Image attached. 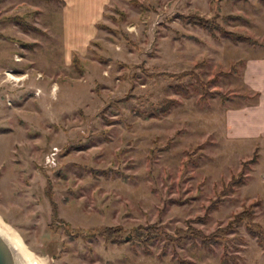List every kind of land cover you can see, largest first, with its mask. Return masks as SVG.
<instances>
[{"label":"rangeland","instance_id":"rangeland-1","mask_svg":"<svg viewBox=\"0 0 264 264\" xmlns=\"http://www.w3.org/2000/svg\"><path fill=\"white\" fill-rule=\"evenodd\" d=\"M88 1L78 30L65 0H0V220L46 264H264L250 221L217 232L246 210L264 229V139L225 126L254 99L242 72L264 0H109L91 26ZM192 14L257 43L216 39ZM117 228L119 243L102 234Z\"/></svg>","mask_w":264,"mask_h":264},{"label":"crops","instance_id":"crops-1","mask_svg":"<svg viewBox=\"0 0 264 264\" xmlns=\"http://www.w3.org/2000/svg\"><path fill=\"white\" fill-rule=\"evenodd\" d=\"M65 1L68 5L74 4V7H76V10L73 9V12H75L74 14L78 18L76 27L80 30L81 23L84 19H82V16L84 11L88 10V7L91 5L90 1ZM108 1L109 0H98L95 5L97 15L89 19V26L101 15L103 6L107 4ZM85 2L90 3V5L81 7L82 3ZM262 25L264 27V22ZM86 43L87 37L82 39L77 37L75 40H69L67 38L66 40V46L70 49H79L84 47ZM242 83L249 97L254 99L250 100V103L240 107H230L227 109L225 114L226 134L230 136L229 140H240L246 144L253 145L255 142L258 143L260 140L264 139V43L259 44L255 56L250 57L245 62L242 72ZM257 148H259L261 152L263 151L260 146Z\"/></svg>","mask_w":264,"mask_h":264},{"label":"trees","instance_id":"trees-1","mask_svg":"<svg viewBox=\"0 0 264 264\" xmlns=\"http://www.w3.org/2000/svg\"><path fill=\"white\" fill-rule=\"evenodd\" d=\"M181 18L188 19V21L192 25L194 24V25H197V26H200V27H203V28L209 30L211 32V35L216 39L221 34V36L226 37V38H230L235 43H238V42H246V43H250V44H256L257 43V41H255L251 38L245 37V36H243L241 34H237L235 32L227 31L226 29L221 27L219 24H217L214 20L207 19L204 17H200L196 14H192V15H188V16L183 15ZM14 19L20 25L24 26V24L22 23V21H23L22 18L16 17ZM98 27H100V25H98ZM215 28H218V29L215 30ZM217 31L219 32V34L217 33ZM73 65H74L75 69H77L78 71H83L81 60L77 56H75L73 59ZM189 74H191V73L185 72L182 75L181 74L180 75H173L172 77L178 78V77H183V76L189 75ZM171 104L173 105V102H171ZM259 151H260L259 148H257L255 153H254L253 158L251 160H249V162L247 161V163L256 164L260 158ZM241 183H242V179H240V180L232 179L229 182L228 186H229V188H232L233 186L239 185ZM253 218H254L253 213H251L250 210H246L243 213L236 215L234 217V219L228 224L226 229H224V230L219 229V231H217V232L227 233V231L232 230V227L240 225L241 223H243L244 220L247 219L248 221H250L249 231H250L251 235L258 240L259 244L264 249V229L260 225L252 223ZM121 232H122L121 228H117L115 230L106 229L102 232V234L105 237H107L108 239H111L114 242L119 243V242L123 241V239L121 238ZM138 233H141L140 238L144 242L151 241V240L159 237L161 234L160 229L155 227V226L148 227V228H140L138 230ZM216 233L211 234L209 236H205L201 231H197L196 235H200L203 242L217 243V242H219V240H221V237L219 235H216ZM75 237H81V236H79V234H77V235H75ZM221 264H229V262L224 261Z\"/></svg>","mask_w":264,"mask_h":264},{"label":"bare ground","instance_id":"bare-ground-1","mask_svg":"<svg viewBox=\"0 0 264 264\" xmlns=\"http://www.w3.org/2000/svg\"><path fill=\"white\" fill-rule=\"evenodd\" d=\"M13 253L15 262L19 258L21 264H46L43 261L36 259L31 254L21 240L0 220V253Z\"/></svg>","mask_w":264,"mask_h":264},{"label":"water","instance_id":"water-1","mask_svg":"<svg viewBox=\"0 0 264 264\" xmlns=\"http://www.w3.org/2000/svg\"><path fill=\"white\" fill-rule=\"evenodd\" d=\"M15 262L13 253H0V264H14Z\"/></svg>","mask_w":264,"mask_h":264}]
</instances>
